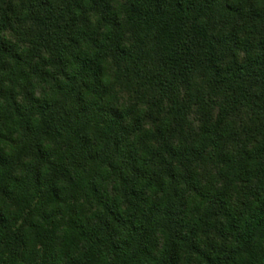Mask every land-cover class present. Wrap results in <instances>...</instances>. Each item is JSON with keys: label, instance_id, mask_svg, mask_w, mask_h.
I'll return each mask as SVG.
<instances>
[{"label": "trees", "instance_id": "trees-1", "mask_svg": "<svg viewBox=\"0 0 264 264\" xmlns=\"http://www.w3.org/2000/svg\"><path fill=\"white\" fill-rule=\"evenodd\" d=\"M0 264H264V0H0Z\"/></svg>", "mask_w": 264, "mask_h": 264}]
</instances>
